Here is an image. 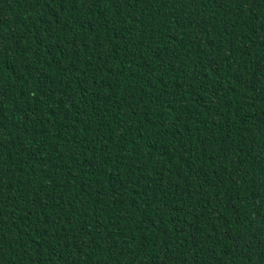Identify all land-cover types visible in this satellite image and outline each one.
<instances>
[{
    "label": "trees",
    "instance_id": "trees-1",
    "mask_svg": "<svg viewBox=\"0 0 264 264\" xmlns=\"http://www.w3.org/2000/svg\"><path fill=\"white\" fill-rule=\"evenodd\" d=\"M0 264H264V0H0Z\"/></svg>",
    "mask_w": 264,
    "mask_h": 264
},
{
    "label": "snow or ice",
    "instance_id": "snow-or-ice-1",
    "mask_svg": "<svg viewBox=\"0 0 264 264\" xmlns=\"http://www.w3.org/2000/svg\"><path fill=\"white\" fill-rule=\"evenodd\" d=\"M0 55H2V53H0Z\"/></svg>",
    "mask_w": 264,
    "mask_h": 264
}]
</instances>
